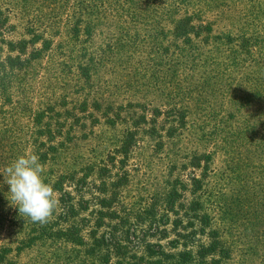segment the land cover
<instances>
[{
    "label": "rangeland",
    "instance_id": "rangeland-1",
    "mask_svg": "<svg viewBox=\"0 0 264 264\" xmlns=\"http://www.w3.org/2000/svg\"><path fill=\"white\" fill-rule=\"evenodd\" d=\"M0 264H264V0H0Z\"/></svg>",
    "mask_w": 264,
    "mask_h": 264
},
{
    "label": "clouds",
    "instance_id": "clouds-1",
    "mask_svg": "<svg viewBox=\"0 0 264 264\" xmlns=\"http://www.w3.org/2000/svg\"><path fill=\"white\" fill-rule=\"evenodd\" d=\"M44 171L38 156L29 152L17 156L2 173L11 205L22 217L41 225L49 222L59 204L53 187L44 180Z\"/></svg>",
    "mask_w": 264,
    "mask_h": 264
},
{
    "label": "trees",
    "instance_id": "trees-1",
    "mask_svg": "<svg viewBox=\"0 0 264 264\" xmlns=\"http://www.w3.org/2000/svg\"><path fill=\"white\" fill-rule=\"evenodd\" d=\"M66 235H68V236L71 237L72 239H73V238H74V239H77L76 234H73L72 232H69V233L66 234ZM216 245H217V242L212 241L208 246H202V247H200V249L198 250V255H199L200 257H203V256L205 255L206 252H208V251H213V249L215 248ZM155 247H156V246H155ZM160 247H161V246H158V245H157V248H159V249H157V248L154 249V245H153V246H149V251L152 249V250H154V251H157V252H159V253H162L161 250H160ZM180 255H181V257H182L184 260H189V259H191V254L188 253V252H183V253H181Z\"/></svg>",
    "mask_w": 264,
    "mask_h": 264
}]
</instances>
